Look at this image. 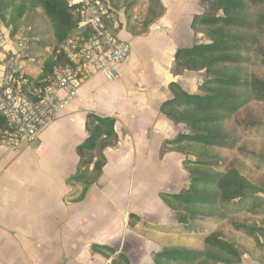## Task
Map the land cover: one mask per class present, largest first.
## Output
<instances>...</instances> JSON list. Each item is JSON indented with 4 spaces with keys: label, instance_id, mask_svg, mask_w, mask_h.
Masks as SVG:
<instances>
[{
    "label": "crops",
    "instance_id": "0c3cea01",
    "mask_svg": "<svg viewBox=\"0 0 264 264\" xmlns=\"http://www.w3.org/2000/svg\"><path fill=\"white\" fill-rule=\"evenodd\" d=\"M170 1L161 0L164 11L153 32L135 34L132 26L120 33L129 39L131 52L117 79L94 74L83 82L77 97L42 131L37 147L21 153L0 147V264H92L93 257L97 264L108 260L112 264L118 253L128 257L122 251L131 226H152L137 208L136 192L151 186L162 143L178 135L172 136V121L159 108L172 96L171 81L188 92L197 88H186L181 75H175L172 56L185 42L187 31H192L194 13L183 22V9L199 0ZM19 31L15 35H21ZM33 47L28 41L22 52L27 70L36 75L46 57L28 59ZM39 49L42 52L46 45ZM89 113L114 118L117 142L104 150L103 172L80 199L83 186L67 179L77 171L76 148L87 137ZM149 201L143 204L145 212ZM163 225L158 224L160 232ZM93 245L110 247L115 253L105 258Z\"/></svg>",
    "mask_w": 264,
    "mask_h": 264
},
{
    "label": "trees",
    "instance_id": "16d2710c",
    "mask_svg": "<svg viewBox=\"0 0 264 264\" xmlns=\"http://www.w3.org/2000/svg\"><path fill=\"white\" fill-rule=\"evenodd\" d=\"M70 1L0 0L1 19L6 26H11V37L35 8H40L49 19L53 44L44 63L47 71L55 63L62 62V57L54 58L55 49L76 31L78 18L73 14L75 5ZM200 3L208 10L205 14H194L190 28L206 37V41L177 49L174 63L176 69L204 70L205 74L195 92H188L176 81H171L168 88L172 96L159 108L166 118L183 123L188 129L187 133H179L164 145H170L182 154L205 158L182 161L183 168L192 175L187 189L158 194L180 225L198 217L210 221L221 218L224 214L219 207L236 205L238 198L246 192L264 194V167L260 169L252 165L256 154L239 151L227 158L221 152L240 149L238 146L245 138L264 137V111L259 109L257 113L254 109L255 105L264 104V77L250 71L254 52L264 66V44L260 39L262 30L256 29L257 22L248 12L264 5V0H200ZM260 25H264V20ZM34 75L30 73L31 77ZM114 125V118L109 116L93 113L86 116L87 137L76 148L79 157L77 171L69 178L83 186L80 199L103 172L106 164L104 150L117 142ZM244 154L249 162L241 156ZM247 211L264 217V201L252 204ZM132 217L135 216L130 215ZM229 225L248 236L259 230L255 222L244 219L230 220ZM203 243L223 256L219 257L213 251L172 248L155 253L154 264L228 263L232 257L238 259L236 248L223 238L219 226L203 237ZM93 250L105 258L115 253L103 245H93ZM112 264L131 263L124 253H118Z\"/></svg>",
    "mask_w": 264,
    "mask_h": 264
},
{
    "label": "rangeland",
    "instance_id": "374dc122",
    "mask_svg": "<svg viewBox=\"0 0 264 264\" xmlns=\"http://www.w3.org/2000/svg\"><path fill=\"white\" fill-rule=\"evenodd\" d=\"M105 1H107L112 7L116 9H124V11L127 13L126 18L128 19V21L129 13L132 11L134 6L138 7L140 11L142 10L144 20L140 25L131 22L129 24V22H126V25H124L123 27L125 31H129L130 27L134 26L136 29H132L133 33L139 35L145 34L147 32H153L154 26L155 24H157V19H159L161 15H163L164 11V6L161 3V0H158L157 2L150 0ZM170 2L173 3L175 1L171 0ZM172 3H170L169 6H172ZM188 7H190V9H188L189 11L187 10ZM188 7L183 9V16L185 17L183 22H185V20L188 21L190 13L205 14L208 10V7L201 4L200 0L197 2V5L195 4V2H192V4L190 3ZM248 12L250 14V18L254 22H257V26H255L256 29L262 30L260 39L262 41V44H264V25H260V22L264 20V5L253 7ZM183 22L179 23L180 27H184L185 23ZM120 28H122V26ZM19 32L21 33V36H24L28 39L31 46H34L33 48L35 52H33V55H29L28 59L33 57H36L38 59L43 57L45 58L50 54L51 46L53 44L51 24L49 19L43 14L40 8H35L30 14H28V16L23 21ZM183 41L185 42L178 46L174 51V54L172 56L173 63L174 55L177 49L189 48L198 43H203L204 41H206V37H204L202 34H196L193 31L190 32L188 30ZM41 44L46 45V49L42 50V52L41 49H39V46H41ZM260 62L261 58L259 57V55L256 52L252 53L250 71L256 76L264 77V66H262ZM174 73L175 75L177 73L181 75L180 80L183 82V85L186 88H191L193 87V85L197 87L205 74L204 70L176 69L175 63ZM254 109H256L257 113L259 112V109L263 112L264 104H257L255 105ZM185 128L187 129V127H184L182 123H176L172 121V136H175L181 132L187 133L188 129L185 130ZM38 142L39 139L37 141V144L35 145L36 147L38 146ZM238 148L240 149L223 150L221 152L223 156L227 158H231L234 155H237V152L239 151H245L246 153L251 152V155H257V158L252 161V165L260 169L264 167L263 136L245 138L238 146ZM29 149L33 148L22 149L14 153H21L22 151ZM241 156L248 161L249 158H246L245 154ZM186 158H188L189 160H205V158L201 156L182 154L181 152L174 150L172 146L164 145V143H162L158 157L154 162V168L156 171L154 172V175L151 176V186L149 188L145 186L146 189L141 186L140 189L138 188L139 191L136 192V195L139 197L137 201V208H139L140 212H142L141 214L143 215L145 220L150 222L154 228H152V226L146 228L145 223L142 224L143 226L141 227L131 228V226L129 229L130 231H127L125 234L122 252L125 251L128 254L131 264H154L153 257L155 253L172 248L184 250L213 251L217 256L221 257L223 256L221 252H218L212 247L207 246L203 243V237L208 232L214 230L215 228H217V226H219L223 234V238L227 242L232 244L234 248H236L238 259L232 257L231 261L228 263L209 262V264H264V217H259L258 215L249 213L247 211L252 204L255 205L258 202L264 201V194H251L249 192H246L242 197L238 198L236 205H221L219 208L224 216L221 218L216 217L214 221H210L203 217H198L189 221L187 224L180 225L176 221L173 212H171L170 210L168 211L164 207L162 208L157 196L159 192L172 191V193H177L184 191L188 187L192 175H190L181 164V162ZM221 170L224 171V168ZM134 177L136 178L137 175H134ZM163 178H168V180H164ZM67 182L72 183V181H70L69 179H67ZM145 200H150L149 202H147L148 204H150V209L148 212H145L146 210L144 211V209H142V207L144 208L143 204L145 203ZM234 219H244L251 222H256L258 223L257 225L259 226V230L252 236H246L245 234L242 235L238 231H233V229L230 227L229 221ZM137 220L138 219L136 218V220L134 221ZM163 223L166 225H163V230L162 232H160L162 226H158V224ZM92 261V264H97V261L94 257ZM101 264L104 263L101 262ZM105 264H110L109 260Z\"/></svg>",
    "mask_w": 264,
    "mask_h": 264
},
{
    "label": "built area",
    "instance_id": "2783aa9c",
    "mask_svg": "<svg viewBox=\"0 0 264 264\" xmlns=\"http://www.w3.org/2000/svg\"><path fill=\"white\" fill-rule=\"evenodd\" d=\"M70 3L75 5L73 14L78 22L76 31L55 49L54 58L60 56L62 62L49 71L42 63L32 77L22 52L28 39L19 34L11 37L12 28L4 24L0 13V147L15 152L34 148L42 131L77 97L83 82L94 74L109 81L120 75L130 52L129 39L120 33L126 22L140 25L143 11L134 6L128 21L124 9L105 0Z\"/></svg>",
    "mask_w": 264,
    "mask_h": 264
},
{
    "label": "water",
    "instance_id": "95a60500",
    "mask_svg": "<svg viewBox=\"0 0 264 264\" xmlns=\"http://www.w3.org/2000/svg\"><path fill=\"white\" fill-rule=\"evenodd\" d=\"M110 31H111V33L113 34V35H115V32L110 28ZM15 48L17 49V50H20V47L19 46H17V44L15 45Z\"/></svg>",
    "mask_w": 264,
    "mask_h": 264
}]
</instances>
